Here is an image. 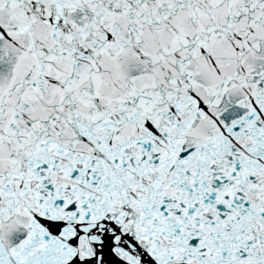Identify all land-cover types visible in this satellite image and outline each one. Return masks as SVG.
<instances>
[{
  "label": "snow or ice",
  "instance_id": "6c2138e0",
  "mask_svg": "<svg viewBox=\"0 0 264 264\" xmlns=\"http://www.w3.org/2000/svg\"><path fill=\"white\" fill-rule=\"evenodd\" d=\"M0 264H264V0H0Z\"/></svg>",
  "mask_w": 264,
  "mask_h": 264
}]
</instances>
